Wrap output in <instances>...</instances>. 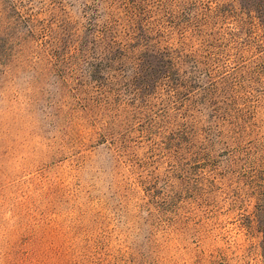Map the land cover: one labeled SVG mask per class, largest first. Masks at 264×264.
<instances>
[{"label": "rangeland", "instance_id": "374dc122", "mask_svg": "<svg viewBox=\"0 0 264 264\" xmlns=\"http://www.w3.org/2000/svg\"><path fill=\"white\" fill-rule=\"evenodd\" d=\"M264 0H0V264H264Z\"/></svg>", "mask_w": 264, "mask_h": 264}, {"label": "trees", "instance_id": "16d2710c", "mask_svg": "<svg viewBox=\"0 0 264 264\" xmlns=\"http://www.w3.org/2000/svg\"><path fill=\"white\" fill-rule=\"evenodd\" d=\"M258 7L256 8L255 6V11L258 13L259 17L261 18V20L264 23V8H260L259 5H257ZM263 7H264V3H263Z\"/></svg>", "mask_w": 264, "mask_h": 264}]
</instances>
